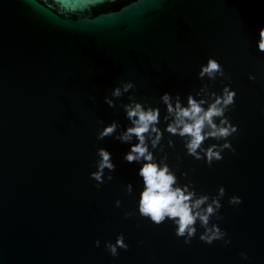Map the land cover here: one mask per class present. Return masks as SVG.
<instances>
[{
  "label": "water",
  "instance_id": "1",
  "mask_svg": "<svg viewBox=\"0 0 264 264\" xmlns=\"http://www.w3.org/2000/svg\"><path fill=\"white\" fill-rule=\"evenodd\" d=\"M261 28L264 0H0V264H264ZM209 58L226 77L209 91L222 95L230 86L236 93L226 113L238 127L229 138L235 153L225 150L209 167L165 132V151L155 155L167 154L173 170L179 155V183L191 181L198 194L225 189L222 219L212 223L231 243L201 242L197 225L185 245L171 221L156 227L139 216L140 165L123 160L131 145L97 135L113 121L118 132L131 126L122 107L130 96L160 108L163 131L160 97L179 94L186 106L189 94L211 84L198 79ZM124 82L135 87L112 97ZM99 148L111 153L116 170H105L97 188L90 173ZM232 196L242 203L230 205ZM126 212L135 214L126 219ZM120 234L128 250L114 258L105 244Z\"/></svg>",
  "mask_w": 264,
  "mask_h": 264
},
{
  "label": "clouds",
  "instance_id": "2",
  "mask_svg": "<svg viewBox=\"0 0 264 264\" xmlns=\"http://www.w3.org/2000/svg\"><path fill=\"white\" fill-rule=\"evenodd\" d=\"M258 51L264 54V28L259 31V40L256 44ZM218 77H225V72L221 64L209 58L206 65H201L198 79L207 78L211 84H204L195 95L189 94L186 106L179 94L173 96L164 93L160 101L166 106L163 121L167 124L162 131L158 125L161 123V111L159 107L146 106L139 103L134 97H129L131 101L123 104L126 119L130 122L126 130L119 131V122L113 121L98 132L97 139L114 138L121 143L131 145L130 150L123 156V160L129 164L140 165L138 177L142 180L143 188L139 193L138 213L142 219L148 220L156 227L171 221L175 226V236L183 238L185 245H189L197 235V225L203 229L199 236L201 242L211 245L216 241H223L225 245L231 243L226 240L227 232L212 223V218L222 219L220 209L221 199L226 195L225 189L220 187L215 197L198 194L191 181L181 185L176 172L180 171V156L177 155L175 170L167 163V154L159 159L155 153H164L162 140L164 133L170 136L179 137L183 141V147L187 156L196 161L204 160L207 166L223 159L222 153L225 150L235 153L229 138L238 132V127L233 126L226 113L235 106L236 93L230 90V86H225L222 95L210 92L209 88L215 83ZM255 76L250 75L249 80L254 81ZM135 85L132 82H124L116 87L111 95L120 98ZM105 103L109 107H115L114 100L105 97ZM216 121H219L217 123ZM103 123V121H100ZM135 139V143L133 140ZM215 140L217 143L204 147L208 140ZM224 141L223 144L219 143ZM167 147L174 148V142L169 139ZM98 159L95 162L96 171L90 173V179L97 183L99 188L105 183V170L113 173L116 165L112 162L111 153L105 148H99L96 152ZM180 175L187 178L186 172ZM113 176L109 174L107 181H112ZM125 192L131 196L133 185H125ZM228 203L236 206L242 203L241 198L232 196ZM121 201H116V207H120ZM135 213L126 212L125 218H131ZM139 227V225H137ZM123 234L117 236L115 244L108 242L105 249L112 257H118V249L127 251L128 245L124 242ZM95 246H100V241H95ZM244 259H248L245 254H241Z\"/></svg>",
  "mask_w": 264,
  "mask_h": 264
}]
</instances>
